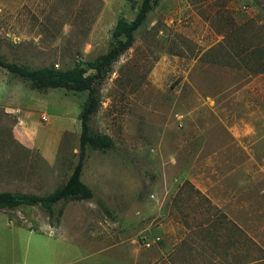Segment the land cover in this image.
<instances>
[{
    "label": "rangeland",
    "instance_id": "obj_1",
    "mask_svg": "<svg viewBox=\"0 0 264 264\" xmlns=\"http://www.w3.org/2000/svg\"><path fill=\"white\" fill-rule=\"evenodd\" d=\"M141 3L0 0V58L85 66ZM98 87L94 197L0 209V264H264V0H158ZM87 97L0 65V191L67 182Z\"/></svg>",
    "mask_w": 264,
    "mask_h": 264
},
{
    "label": "trees",
    "instance_id": "obj_2",
    "mask_svg": "<svg viewBox=\"0 0 264 264\" xmlns=\"http://www.w3.org/2000/svg\"><path fill=\"white\" fill-rule=\"evenodd\" d=\"M157 2L158 0H142L134 19L119 18L112 32L111 47L95 60L87 62L85 66L76 65L67 69L54 66L32 68L25 64L0 58L1 66L28 81L34 90L43 91L48 88H65L74 91L88 90V97L80 112L79 161L67 182L44 195L0 191V209H14L23 205H40L52 214L53 207L60 201L90 200L94 197L95 194L92 188L81 178L87 148L90 146L97 149H106L113 144V139L108 134L93 133L91 131L90 119L100 103L98 86L111 71L112 65L133 45L136 31L145 22L148 13ZM90 69L93 72L88 73ZM99 203L103 204L101 201ZM58 213L61 215L62 210L60 209ZM229 229L240 232V228L234 224H229Z\"/></svg>",
    "mask_w": 264,
    "mask_h": 264
}]
</instances>
